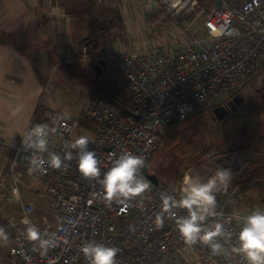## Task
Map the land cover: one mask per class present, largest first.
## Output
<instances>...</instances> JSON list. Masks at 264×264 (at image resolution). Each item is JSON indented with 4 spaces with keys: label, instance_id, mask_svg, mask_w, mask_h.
<instances>
[{
    "label": "built area",
    "instance_id": "obj_1",
    "mask_svg": "<svg viewBox=\"0 0 264 264\" xmlns=\"http://www.w3.org/2000/svg\"><path fill=\"white\" fill-rule=\"evenodd\" d=\"M208 10L199 0H159L162 10L177 21L190 18L181 26L186 39L174 40L162 48L123 50L110 54L80 49V59L105 61L103 73L115 62L127 93L119 89L114 95L123 106L103 97L92 99L79 118L63 115L57 109H45L41 122L32 118L29 127L15 143L0 144L13 151V157L0 180V217L13 210L0 239L7 247L8 264H88L81 246L99 241L116 246V264H245L232 252L240 220L245 215L240 208L225 210L216 207L217 216L206 223L219 220L231 231L224 238L223 251L213 255L207 245L197 241L188 245L179 235L175 220L162 213L161 194L179 198L168 187L150 181L140 196L120 203L108 200L98 180L82 177L73 159L67 167L48 165L49 153L63 156L65 143L79 135L89 138L88 147L95 150L101 172L122 152L143 156L145 166L157 149L160 128L173 121L183 122L219 106L232 90L245 85L255 72L264 67V0H220ZM201 20L200 30L196 23ZM101 76V77H102ZM88 125L80 123L82 118ZM36 124L48 128V145L44 152L26 150L22 144L25 133ZM83 126V127H81ZM33 160L40 161L37 167ZM8 177V179H7ZM29 181L31 188L50 201L53 218L37 215L34 200L27 199L22 186ZM177 215L183 209L173 210ZM7 213V214H6ZM162 213L163 222L155 223ZM35 225L44 239L55 234L56 243L47 251L38 242L26 239L25 230Z\"/></svg>",
    "mask_w": 264,
    "mask_h": 264
},
{
    "label": "rangeland",
    "instance_id": "obj_2",
    "mask_svg": "<svg viewBox=\"0 0 264 264\" xmlns=\"http://www.w3.org/2000/svg\"><path fill=\"white\" fill-rule=\"evenodd\" d=\"M83 1L84 0H75V2H72V4L69 5L67 0L66 2L58 0V2H60L58 6L62 8L67 3L65 6L66 11H70L74 15H80L83 14ZM117 2L118 1L116 0L114 3L118 8ZM27 3L30 5L29 0L0 1V16L5 15L0 22V38H6L9 34L8 30L14 25V22H11L8 25L7 30L6 23H3L7 17H15V15L18 14H29L31 12L29 10L30 6L28 7ZM54 3H56L55 0ZM205 4L207 3H204L202 7L209 8L211 6ZM101 9L102 7H100V10ZM87 16L89 15L87 14ZM139 17H143V19L139 20ZM112 18H115V22L113 24H105L106 28L111 33V39L105 35L107 30L104 31V33L98 37V45H93L91 51L96 50L98 52H103L102 45L107 48L113 45L115 50H141L144 47L155 49L171 44L174 40H183L187 38V34L183 31L181 32V30L180 33L177 30L178 26H183L179 23L180 20L177 21L172 19L163 10L161 11L158 8H149L144 12H140L138 17L136 15L129 14V16L124 18L121 22L117 12L114 13ZM24 23L25 22L19 23V25L24 26ZM198 24L200 27L201 20H199ZM200 34L201 32L197 33V35ZM100 43L101 46H99ZM82 45L91 46V42H85L80 45L79 55L73 63H67L61 55L57 54L52 55V62H38L35 69L32 71L34 74L33 80H30V83L23 84L19 88L20 92H18V96L20 97V102L6 100V97L0 95V118H2V120L7 119L4 117V114H6L9 109L16 110L15 107H17L16 111L18 113L24 115L23 112H25L27 108L29 109L31 105L32 107L35 106V108H37L38 101L43 102L49 94L56 100L55 109L59 110L67 117L71 116L79 118L84 114L85 107L89 101L95 98L97 99L98 95H96L95 90L96 88L100 89L101 86L103 89L108 88L112 94H114V91L119 89L122 96L126 99L127 93L122 83L121 75L117 69L116 63L113 61L110 62L106 69L107 74L103 76L101 74H97L93 68L94 65L98 63L97 61L94 62L90 60V58H87L86 61L80 59V49ZM108 54H110V52ZM18 69L22 72V74L30 72V70L26 69V65H23ZM101 73H103V69ZM255 73L256 75L251 77L247 86L256 85L258 79L264 76V69L259 74L258 72ZM2 74L4 82H8L9 80L7 77L4 76V73ZM37 83L39 85H37ZM0 90L11 92L9 90V85L1 86ZM37 93L38 95H36ZM256 98H258V101L262 104L261 107L252 110L249 109L248 111H242L241 114H232L225 120L213 121L210 112L204 111L202 114L191 118L190 122L186 124L180 123L179 125L177 124L170 127L159 139L157 149L148 160L145 166V171L151 174H158L162 180L160 184L164 183L163 185L165 187L178 192L180 190L179 184L181 183L182 173L188 169L190 163H193L194 158L201 152L208 150L212 146L219 145L233 136H246L247 134V136H249V134H255L258 132L264 134V102L259 96H256ZM117 103V106H123L127 103V100L120 101L118 99ZM255 106H258V102L255 103ZM33 117L35 118L36 116ZM36 119L38 121V118ZM10 128L12 130H20L22 127L12 125ZM77 134L79 136L83 135L82 129H79ZM4 140L5 139H3V141ZM0 145L2 147L4 146L2 144ZM7 148L10 149L9 147ZM260 164L262 165L258 170V173L254 170L247 173L249 177V180L246 181L248 185H245V189H247V191L242 194V198H238L239 195H237V192L239 189H234L233 186L228 189L226 195H223L222 204L225 202L226 210H235L236 208H240L246 215L248 212L257 209L258 207L264 208V172H261V169H264V159L260 162ZM254 166L258 167V164L251 165L250 168L253 169ZM6 168V164L0 165V180L6 174ZM168 185L174 187H170ZM22 189L26 198L34 199L37 208V215L44 214L51 219L53 218L51 206L49 204L50 201L43 195H39L34 192L29 181L26 180L24 182ZM241 203L244 206H241ZM226 205H229L231 208L227 209ZM7 216L8 217L4 218L1 217V220L7 223L9 218H16V214L13 210H10ZM8 263L9 259L7 257V247L1 246L0 264ZM157 264L174 263L171 261H163Z\"/></svg>",
    "mask_w": 264,
    "mask_h": 264
},
{
    "label": "clouds",
    "instance_id": "obj_3",
    "mask_svg": "<svg viewBox=\"0 0 264 264\" xmlns=\"http://www.w3.org/2000/svg\"><path fill=\"white\" fill-rule=\"evenodd\" d=\"M48 136V128L43 124H36L25 133L22 144L26 150L44 152L47 150ZM88 145L89 138L80 135L70 143H65L63 156L55 152L49 153L48 165L52 168L67 167L66 162L74 159L82 177L98 180L106 198L120 203L140 196L149 188L150 181L141 171L145 167L143 156L122 152L102 173L97 154ZM32 163L38 167L40 161L33 160ZM231 177V170L220 166L207 178H202L199 174L185 176L179 198L167 193L161 194L162 213H169L174 218L176 229L186 244L192 245L199 241L207 245L213 255L224 250L221 241L231 238V231L219 220L210 223L206 221L209 217L219 215L215 211L217 197L227 188ZM175 209H183L185 214L177 215L173 211ZM162 213L156 215L157 225L163 222ZM25 233L26 239L38 242L42 251H47L56 243L54 233L44 239L35 225H29ZM0 239H7L2 229ZM81 252L88 264H116L119 249L99 241H88L81 246ZM232 252L241 256L245 264H264V208H257L243 215Z\"/></svg>",
    "mask_w": 264,
    "mask_h": 264
},
{
    "label": "crops",
    "instance_id": "obj_4",
    "mask_svg": "<svg viewBox=\"0 0 264 264\" xmlns=\"http://www.w3.org/2000/svg\"><path fill=\"white\" fill-rule=\"evenodd\" d=\"M1 1V0H0ZM30 5L27 3L29 10L31 11L29 14H18L15 17L9 16L3 22L6 23L7 30L8 25L11 22H14V25L10 27L8 30V35L6 38H0V87L1 86H8L11 92H5L0 90V95L6 97V100H14L20 102V97L18 96V92H20V87L23 84L30 83V80H33L34 74L32 71L35 69V66L38 62H52L53 54L61 55L65 59L67 63L75 62L76 57L79 55V47L82 44L83 40H85L89 36V20L91 17H101L104 16L105 19H109L110 24L115 22V18H112L116 10L119 12L121 19L128 17L129 14L139 16L140 12H144L145 10L151 9H160L158 5V0H117L118 9L116 4L114 3L116 0H90V9H86L83 6V14L74 15L70 11H66L65 6L60 8L58 5L60 2L55 0H29ZM66 0H61V2ZM226 1V0H224ZM233 0H227V2H232ZM67 2L72 4L75 0H67ZM84 2V1H83ZM220 0H217V3ZM88 3V2H87ZM100 7L102 9L100 10ZM161 10V9H160ZM162 11V10H161ZM87 14L89 16H87ZM5 16V15H4ZM4 16H0L1 20ZM139 20L143 19V17H139ZM24 23V26L19 25V23ZM175 24V21H174ZM177 30L180 32L181 26L177 27ZM182 32V31H181ZM180 32V33H181ZM106 37L110 38V31L107 30L105 32ZM109 43V42H108ZM111 43V42H110ZM101 46V43L100 45ZM109 46V45H108ZM103 52L108 54L109 52H120L123 50H115L113 45L110 47H104L102 45ZM142 49H150V48H142ZM132 50V49H128ZM96 51V50H95ZM98 52V51H97ZM70 61V62H69ZM87 63V62H86ZM18 65V66H17ZM26 65V69L30 70V72L22 74V72L18 69L21 66ZM4 76L7 77L9 80L8 82H4L2 79V73ZM37 85H39L37 83ZM15 87V88H13ZM38 95V93L36 94ZM40 95V94H39ZM44 99V98H43ZM44 102V104H43ZM43 102L38 101L37 108L40 103H42V108L46 109H55L56 108V100L52 95H48ZM37 108L30 106V108L26 109L23 114L18 113L17 107L14 109H9L4 117L7 119L0 118V139L4 140L6 143H15L17 142L20 137L24 134L27 128L30 125V121L33 116H35ZM191 119L183 121V122H174L170 126L160 128V138L165 134V132L174 125H179L180 123H188ZM15 125L16 127H22L20 130H12L10 127ZM260 133V132H258ZM255 134H249V136L245 135H237L233 137H252ZM263 134V133H260ZM264 135V134H263ZM230 137L229 139L233 138ZM227 141V140H226ZM262 140H258L255 145V152L252 148L245 150V154L241 157L242 151H238V147H233L226 149L233 141H229L223 145H220L218 148H221L220 152H231L237 150L235 153L218 156V161H224L228 167L232 171H239L241 165H243L247 158L255 159L256 161L253 163L247 164L240 173L249 165V170L246 174L238 180L237 183L233 184L234 189L240 188L242 185H246V181L249 180L247 173L251 172V170L257 171L260 169L261 165L260 162L264 159V142ZM250 151V152H249ZM248 152V153H247ZM261 152V153H260ZM199 156V155H198ZM196 156L194 158L193 163L188 166V169L182 173L181 175V183L179 184V189L183 186V179L187 176L188 171L195 165L197 162L201 160L203 157ZM12 157V151L7 147H2L0 145V165L8 166ZM205 157V156H204ZM215 160V159H214ZM210 160V157L206 161H202L200 163V170L196 173L199 174L202 178H207L208 176L212 175L215 170L219 167L216 166L215 161ZM215 165L211 168L210 165ZM258 167L254 166L253 169L250 168L251 165H257ZM7 169V168H6ZM261 172H264V169H261ZM239 173V174H240ZM195 174V175H196ZM238 174V175H239ZM157 176L158 180L162 182L158 174H154ZM237 175V176H238ZM247 175V176H246ZM236 177V176H235ZM234 177V178H235ZM231 177L232 181L234 179ZM230 183V182H229ZM159 184V185H163ZM167 185V184H165ZM248 185V184H247ZM170 187H174L168 185ZM231 186V187H232ZM230 189V188H228ZM226 189V191H228ZM180 191V190H179ZM247 189L239 192V198H242V194L245 193ZM222 192V191H221ZM221 192L218 196L221 197ZM30 196V195H27ZM30 199V198H27ZM34 200V199H30ZM241 206L242 205L241 203ZM240 207V206H239ZM259 208V207H258ZM243 211V210H242ZM244 212V211H243Z\"/></svg>",
    "mask_w": 264,
    "mask_h": 264
},
{
    "label": "flooded vegetation",
    "instance_id": "obj_5",
    "mask_svg": "<svg viewBox=\"0 0 264 264\" xmlns=\"http://www.w3.org/2000/svg\"><path fill=\"white\" fill-rule=\"evenodd\" d=\"M103 62L105 63V61H103ZM248 81L241 88H239L237 90H232L231 92H229V94L226 97V99L219 105V106H225L228 109V111H229L228 116H231L232 114H236V113L237 114H241L242 111H248L249 109H251V110L252 109H257L258 107L262 106V104L258 101V98H256V96H259L262 99L261 95L264 93V76L260 77L258 79V81L256 82V85H253V86H250V85L247 86ZM236 100L241 101L240 105L237 104ZM262 101L264 102L263 99H262ZM257 102H258V106H255V103H257ZM233 107H236V109L234 111H232ZM213 109L208 110V112H210L211 118L213 119V121H218V120H216L214 118ZM191 118H193V117H190L189 119H191ZM226 118H224L222 120H225ZM261 139H262V141H259V142L263 143L264 142V135L260 134V133H257L256 135H254L252 137H247V138H244V137H233L231 139H228L227 141H224L223 143H221L219 145L212 146L208 150L201 152L198 157L201 158V157L207 156V154L211 150H213L215 148H218L220 145H223V144H225V143H227L229 141H233V142L231 143V145L226 147V149L233 148V147H238L237 150L238 151H242L241 157H243V155L245 154V150H248V149L252 148L253 151L255 152L254 145H255V143L258 140H261ZM237 150H235V152ZM235 152L234 151H231V152H216L214 150L213 153L211 154V156H209V157H210V160L213 161L218 156L228 155V154H232V153H235ZM210 166L212 168L215 165L211 164ZM248 170H249V165L238 176H236L232 181H230V183L228 184L226 189L230 188L233 184L237 183L238 180L240 181V178L243 177ZM226 189H224L221 192V198L223 197V195H226V193H227Z\"/></svg>",
    "mask_w": 264,
    "mask_h": 264
},
{
    "label": "trees",
    "instance_id": "obj_6",
    "mask_svg": "<svg viewBox=\"0 0 264 264\" xmlns=\"http://www.w3.org/2000/svg\"><path fill=\"white\" fill-rule=\"evenodd\" d=\"M78 1V0H77ZM88 2V3H87ZM199 2L201 3V5H204V3H207V4H205V5H211L209 8H211V7H213V6H215V5H217V4H219V2L217 3V0H199ZM84 4H87V6H84ZM83 6L85 7V10L86 9H90V7H91V5H90V2L89 1H85L84 0V2H83ZM209 8H206V10H208ZM116 12L118 13V16H119V20L121 19V16H120V14H119V12L116 10ZM190 18H188V19H185L184 21H183V19H181L180 18V24L181 25H183L184 24V22H186V20H189ZM122 21V19L120 20V22ZM111 21H109V19H105V17L104 16H101V17H91V19L89 20V23H88V25H89V36L85 39V40H83V42H82V44H84L85 42H88L89 40H91V45H98V37L100 36V35H102L103 33H104V31H106V30H108L107 28H106V23H110ZM119 22V23H120ZM199 22V21H198ZM197 22V23H198ZM263 69H264V67L258 72V74L259 73H261V71H263ZM256 74H254V76H255ZM251 77H253V75L251 76ZM250 77V78H251ZM100 87V86H99ZM102 88V86L100 87V89L99 88H96V90H95V93H96V95H98V97H100V96H103V97H105L106 98V100H108L109 102H111V103H113V104H117L118 105V103H117V98H116V96L114 95V94H112L111 93V91L108 89V88H106V89H101ZM45 114V109H43L42 108V105L41 104H39L38 105V108H37V111H36V114H35V116H36V118H38V122H41V120H42V118H43V115ZM196 116H198V115H196ZM80 122H81V124H85V125H88L87 123H89V120L87 119V118H82L81 120H80ZM239 189V191L237 192V195H239V192L240 191H243L244 189H245V185H242L240 188H238ZM239 198V197H238ZM227 206V205H226ZM231 207L228 205L227 206V209H230ZM3 218V217H2ZM5 225H6V222H3L2 220H1V217H0V229H2V230H5Z\"/></svg>",
    "mask_w": 264,
    "mask_h": 264
},
{
    "label": "water",
    "instance_id": "obj_7",
    "mask_svg": "<svg viewBox=\"0 0 264 264\" xmlns=\"http://www.w3.org/2000/svg\"><path fill=\"white\" fill-rule=\"evenodd\" d=\"M220 3H221V2H219V4H220ZM88 42H91V40H89ZM104 65H105V63H104L103 61L98 62V63H97L96 65H94V67H93V68H94V71H95L97 74H101V72H102V68H103ZM261 97H262V99L264 100V93L261 95ZM236 102H237L238 105H240V102H241V101L236 100ZM235 109H236V107H233V108H232V111H234ZM213 113H214V118H215L216 120H218V121H221L222 119H224V118H226V117L228 116L229 111H228V109H227L225 106H217V107H215V108L213 109ZM224 146H225V145H223L222 147H224ZM222 147H220V148H215V149L211 150V151L207 154V156L201 158V160H200L199 162H197L195 165H193V167L188 171V174H187V175H195V174L200 170V163H201L202 161H206V160H208V159H209V156H211V154L213 153L214 150H215L216 152H220ZM214 161H215V163H216V166H219V167L221 166V167L229 168L228 165H227L226 163H223L224 161H218L217 157L215 158ZM255 161H256L255 159L247 158V160L244 161L245 163H244L243 165H241L239 171H232V170L229 168V169L231 170V172H232V177L234 178L235 176H237V175L240 173V171H241V170H242L247 164H249V163H253V162H255ZM146 176H147L148 178H150L155 184H157V185L160 184V181L158 180V178H157L156 175L151 174V173H149V172H146ZM220 203H221V197L218 196V197H217V207L220 206Z\"/></svg>",
    "mask_w": 264,
    "mask_h": 264
},
{
    "label": "bare ground",
    "instance_id": "obj_8",
    "mask_svg": "<svg viewBox=\"0 0 264 264\" xmlns=\"http://www.w3.org/2000/svg\"><path fill=\"white\" fill-rule=\"evenodd\" d=\"M158 5H159V8L162 10V8L160 7V4H159V0H158ZM196 27L200 30V32H201V30H202V28H203V23L201 22V25H200V27H199V24L198 23H196ZM106 64H110V62L108 63V62H106ZM100 97H102V96H100ZM100 97H97V98H100ZM104 98V97H103ZM96 99V98H95ZM106 99V98H105ZM71 117V116H70ZM71 118H74V117H71ZM174 122H178V121H173V122H171L168 126H170L171 124H173ZM167 127V126H166ZM220 208H223V209H225V202L222 204V198H221V203H220V206H219ZM226 210V209H225Z\"/></svg>",
    "mask_w": 264,
    "mask_h": 264
}]
</instances>
